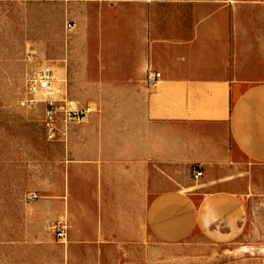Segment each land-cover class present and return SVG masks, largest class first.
<instances>
[{"label":"crops","instance_id":"obj_1","mask_svg":"<svg viewBox=\"0 0 264 264\" xmlns=\"http://www.w3.org/2000/svg\"><path fill=\"white\" fill-rule=\"evenodd\" d=\"M75 5L54 98L89 111L57 122L62 168L41 204L66 224L55 264H140L246 230L259 239L264 0ZM147 70L160 73L154 86Z\"/></svg>","mask_w":264,"mask_h":264},{"label":"rangeland","instance_id":"obj_2","mask_svg":"<svg viewBox=\"0 0 264 264\" xmlns=\"http://www.w3.org/2000/svg\"><path fill=\"white\" fill-rule=\"evenodd\" d=\"M78 2L0 0V264H55L58 259L49 226L59 218L50 217L41 204L62 168L61 148L46 138L44 105L22 108L18 99L37 66L26 62L27 53L39 62L67 57L72 35L67 25ZM260 210L259 239L246 230V239L216 246L201 240L195 248L168 249L140 264H264V251L258 250L264 249L263 205ZM128 263L138 264L122 262Z\"/></svg>","mask_w":264,"mask_h":264},{"label":"built area","instance_id":"obj_3","mask_svg":"<svg viewBox=\"0 0 264 264\" xmlns=\"http://www.w3.org/2000/svg\"><path fill=\"white\" fill-rule=\"evenodd\" d=\"M67 28L72 29V24H68ZM26 62L37 64V66L25 82L23 92L18 99V105L22 108H33L38 103H42L44 105L43 125L46 138L48 141H56L57 122L60 117L66 124L80 122L89 109L73 111L69 110L66 105H59L61 102L54 98L58 94V90L56 89L57 71L53 61L39 62L35 55L27 53ZM159 77L160 73L147 70L145 83L149 87L154 86ZM201 174V171L197 170L194 172V178H199ZM30 199L35 201L37 197L32 195ZM49 229L59 241L66 240V224L63 222L52 223Z\"/></svg>","mask_w":264,"mask_h":264},{"label":"bare ground","instance_id":"obj_4","mask_svg":"<svg viewBox=\"0 0 264 264\" xmlns=\"http://www.w3.org/2000/svg\"><path fill=\"white\" fill-rule=\"evenodd\" d=\"M261 250L264 251V249H260V251H261ZM249 251H253V250H249ZM244 252H248V250L245 249Z\"/></svg>","mask_w":264,"mask_h":264}]
</instances>
